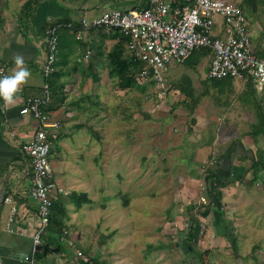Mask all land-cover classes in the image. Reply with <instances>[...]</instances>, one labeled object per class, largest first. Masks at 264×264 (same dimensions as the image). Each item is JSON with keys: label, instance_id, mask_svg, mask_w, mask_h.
Segmentation results:
<instances>
[{"label": "rangeland", "instance_id": "rangeland-1", "mask_svg": "<svg viewBox=\"0 0 264 264\" xmlns=\"http://www.w3.org/2000/svg\"><path fill=\"white\" fill-rule=\"evenodd\" d=\"M23 1L0 0V16L4 20L1 39L8 32L14 35L21 27L20 19L16 20ZM66 1L83 8L81 13L87 19L93 17V10L98 17L104 9L100 0ZM233 1L243 6L251 39L255 42L264 37L262 3ZM113 3L120 9H132L138 0ZM215 19L219 20L217 16ZM77 40L71 36L63 44L59 42L56 61L59 50L65 46L70 52L69 57L64 55V60L68 57V63H74V57L80 56L84 49ZM209 62L210 56H206L196 69H187L179 63L171 65L165 74L167 92L163 98L152 94L149 83L142 84L145 92L137 88L122 90L107 75L104 85L100 82L92 91L86 90L96 105L87 101L88 110L75 113L71 119L87 126L68 136L79 140V149L73 154L69 169L73 174L87 173L82 176L83 190L93 200L92 208H97L96 213L95 210L88 213L87 208L82 215L94 232L91 241L96 242L95 232L100 227L105 233L117 229L111 241L116 242L120 258H134L131 264H163L165 258L167 264H264L262 183L252 181L251 170L245 168V158L241 161L235 155L237 161L232 163L227 158L232 152L243 155L247 152L249 157L259 155L264 160V136L260 135L255 142L250 135L256 120L255 109L248 101L239 99L245 81L235 79L232 90L225 93L209 88L193 114L182 103L185 96L174 87L184 76H189L194 94L204 92ZM175 73V82L170 86L167 77ZM252 87L255 95L252 101L261 100L264 110L261 99L264 87L255 84ZM84 89L79 92L85 93ZM142 112L149 117L145 118ZM89 127L96 135L92 136ZM221 154L222 163L218 159ZM218 164L222 175L218 184L220 201L215 200V191L207 194L212 181H206L207 171ZM202 206H212L206 217L198 211ZM190 216L196 221L191 241L195 253L183 254L180 248L184 245L180 247L177 243L185 240ZM214 220L219 223L217 226ZM96 223L99 229L93 230ZM121 264L128 263L125 260Z\"/></svg>", "mask_w": 264, "mask_h": 264}, {"label": "crops", "instance_id": "crops-1", "mask_svg": "<svg viewBox=\"0 0 264 264\" xmlns=\"http://www.w3.org/2000/svg\"><path fill=\"white\" fill-rule=\"evenodd\" d=\"M62 1L40 0L34 9L32 22L24 25L25 21L18 17L16 21L20 19L18 23H21V27L14 32V35H10L6 29L8 33L5 38L1 39L0 34V65L6 66L7 75H11L15 70V57L17 55L23 56L25 66L31 72L28 83L18 93V99L14 105L6 106L3 99L0 98V264H30L23 259V256L29 252L33 243L32 237L38 220V203L30 197L32 186L31 157L22 148L24 144L33 139L39 121L31 114H21L20 109L25 98L43 97L45 84H48L49 99L43 100L40 108L44 113H50L54 118L60 120L57 136L50 141L49 159L54 179L65 193H55V198L60 197L65 201L68 217L65 219L66 229L62 234L50 232L43 236V243L40 246L42 253L40 252V258L36 256L37 263L121 264L126 260L128 264H131L134 258H120L119 248L116 249L114 245L116 242L111 241V238L117 233V229L111 233H105L100 227L101 230L97 231V234L95 232L96 242L91 241L94 232H91L92 228L89 227V221H86L82 215L87 208L89 209L88 213L92 210L97 212V208H92L93 200L91 199V203H86L85 208L83 207L85 204H83L77 209L69 198L72 191L84 192L82 176L87 174L84 171L81 174H73L69 169V162L72 161L73 154H76L79 149V140L74 139L73 135L68 136L76 130L87 129L86 125L71 119L75 113H84L85 110H88L87 101L92 104L90 99L94 102L92 105H96V100L87 98V95L90 94H87L86 90L89 88L92 91L93 87L100 85V82L104 85L103 81H107L106 76L110 77L106 56L118 38L113 36L114 30L105 27L83 30L82 38H76L73 25L79 24L82 19H87V17L84 12L81 13L83 8L71 6L66 0ZM175 1L180 3L184 0ZM100 2L104 7L102 13L109 8L120 9L113 3L114 0H100ZM147 2L148 0H138L137 5L132 8H143ZM121 9L127 8L121 7ZM92 13L94 14L91 15L93 17L87 20L96 18V11L93 10ZM60 20H63L67 26H62L63 23L61 22L54 24ZM216 21L220 23V18ZM52 26L57 30L58 44L69 41L72 36L79 40H77L79 45H83L84 49L80 56L77 55L76 59L74 57V63L70 64L68 63L70 61L68 59L69 47L62 46L61 52L59 50V55H57L58 59L53 65L52 73L45 77L42 73V64L47 54L46 34ZM5 30L3 31L5 32ZM3 31L1 30V32ZM79 45L76 46L78 51L81 49ZM87 50L91 52L87 61H79L80 58H85ZM126 52L130 54L127 47ZM64 55L68 56L66 61ZM175 76L176 73L173 77H167L170 86L171 83L175 82ZM51 77L56 81V84L63 85L62 101H57L51 96L52 91L48 81ZM81 88H85V93L79 92ZM94 97L96 98L97 95ZM52 144L56 145L52 148ZM238 154H242V152H232L230 156L228 155L229 163L237 161L234 156H238ZM244 154L249 155L247 152ZM222 155L218 158L221 163ZM84 160L82 155L81 161L84 162ZM78 189L80 190L78 191ZM13 208L15 209L13 220L8 226V218ZM215 221L214 226H217L219 223ZM97 223L93 230L99 229ZM177 245L179 246V243ZM167 263V258H165L163 264Z\"/></svg>", "mask_w": 264, "mask_h": 264}, {"label": "built area", "instance_id": "built-area-1", "mask_svg": "<svg viewBox=\"0 0 264 264\" xmlns=\"http://www.w3.org/2000/svg\"><path fill=\"white\" fill-rule=\"evenodd\" d=\"M98 27L118 29L129 37L128 51L143 63L139 76L145 82L156 83L158 98L166 95L165 74L170 66L181 64L194 49L201 47L212 51L206 70L208 79L231 77L240 81L251 80L259 88L264 87V37L255 42L251 39L244 9L233 0H184L180 3L148 0L143 8H109L92 20L82 19L76 38H82L83 30ZM46 43L42 73L48 77L56 60L58 34L55 27L48 29ZM90 53L87 50L85 58L79 61H87ZM7 74L6 66L0 65V78ZM43 89V97L25 98L20 109L21 114H31L39 121L33 139L22 148L31 157L30 197L38 203L33 243L23 256L30 264H38L36 256L41 252L55 193H65L54 179L49 159L50 141L57 136L60 120L41 110L42 101L49 99L48 84ZM14 212L13 208L8 226Z\"/></svg>", "mask_w": 264, "mask_h": 264}, {"label": "trees", "instance_id": "trees-1", "mask_svg": "<svg viewBox=\"0 0 264 264\" xmlns=\"http://www.w3.org/2000/svg\"><path fill=\"white\" fill-rule=\"evenodd\" d=\"M40 0H25L19 10V18L24 20V25H27L29 22L33 21L34 9L36 8L38 2ZM262 5L264 6V0H259ZM244 3V2H243ZM256 5V4H255ZM242 6V4H241ZM255 11V8L253 9ZM3 18L0 16V27L3 25ZM64 24V21L60 20L55 22L54 24ZM67 26V25H66ZM74 26V33L76 34L77 29L80 26L79 24L73 25ZM54 27V26H52ZM100 28V27H99ZM91 29V28H90ZM110 30H114L113 36L118 38V41L115 45L110 49L107 53V65L109 67L108 73L111 78H113L116 82V85L119 89H132L137 88L140 91H146L145 87L142 86L144 83H149L153 87L152 94L156 96V83L154 81L145 82L143 79L140 78L139 73L143 68V63L137 59L133 54H128L126 52V46L129 40V37L124 36L122 32L118 29L110 28ZM47 36V34H46ZM212 51L207 47H201L198 49H194L188 57L181 63L187 69H196V67L200 64L201 60L206 56H211ZM208 67V66H207ZM207 70V68H206ZM235 79L231 77H225L221 79H205V91L199 95L194 94V90L192 87V80L189 76H184L180 82L174 85L175 89L181 92L185 99L182 101L184 106L189 109V114H193L194 107L199 103L201 97H203L209 88L216 89L219 93H225L227 91H231L233 88V81ZM49 84L51 87V96L57 101H62V84H56V81L51 77L49 80ZM253 82L251 80L245 81V88L241 92L239 99L248 101L254 107V113L256 115V120L252 124V129L250 132L251 137L256 142L257 138L260 135L264 136V110L261 106V100H254L255 98L254 90L252 87ZM154 92V93H153ZM148 96V95H147ZM145 96V97H147ZM88 98V95H87ZM89 99V98H88ZM261 99H264L261 98ZM92 104H94L91 99L89 100ZM145 118H148L149 115L147 113L142 112ZM91 129V128H90ZM91 132L95 135L96 133L91 129ZM241 161L242 159H246V166L245 168L247 171L250 169L252 172V181L260 180L264 190V160L259 157L253 158L249 157L248 155L238 154ZM219 164L214 168H210L208 172V177L206 181H212V189L207 187V194H211L215 191L216 199H221V192L218 190L219 179L222 176L219 174ZM228 176V175H227ZM229 177V176H228ZM208 185V182H207ZM218 194V197H217ZM69 198L73 201L72 203L75 205L77 209H79L83 204L91 203L92 200L89 198L88 193L86 192H76L72 191L69 194ZM215 198V197H214ZM211 200H214L212 196H210ZM202 210H198L202 216H207L210 212L212 206H202ZM68 217L66 203L64 200L59 198L53 199L52 206L50 208V215H49V222L47 226L46 233L56 232L58 234H62L64 229H66L65 219ZM196 223L195 218L190 216L189 218V225L187 235L185 240L182 242H178L179 246L184 245L189 248L190 253H195L193 250V246L191 245V241L194 235V224ZM50 243V240L48 241ZM42 253V252H41ZM41 253L37 254V258L41 257ZM199 258H201L199 256Z\"/></svg>", "mask_w": 264, "mask_h": 264}, {"label": "clouds", "instance_id": "clouds-1", "mask_svg": "<svg viewBox=\"0 0 264 264\" xmlns=\"http://www.w3.org/2000/svg\"><path fill=\"white\" fill-rule=\"evenodd\" d=\"M16 68L11 75L0 78V98L3 99L6 106H12L18 99V93L22 91L31 77L30 70L25 66L22 55L15 57Z\"/></svg>", "mask_w": 264, "mask_h": 264}, {"label": "water", "instance_id": "water-1", "mask_svg": "<svg viewBox=\"0 0 264 264\" xmlns=\"http://www.w3.org/2000/svg\"><path fill=\"white\" fill-rule=\"evenodd\" d=\"M180 249L183 252V254H187L189 251V248L187 246H182Z\"/></svg>", "mask_w": 264, "mask_h": 264}]
</instances>
